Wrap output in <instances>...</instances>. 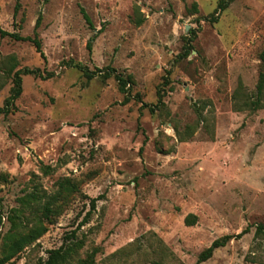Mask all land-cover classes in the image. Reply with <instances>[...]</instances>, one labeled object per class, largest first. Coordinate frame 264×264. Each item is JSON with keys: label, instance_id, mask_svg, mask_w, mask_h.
Listing matches in <instances>:
<instances>
[{"label": "rangeland", "instance_id": "1", "mask_svg": "<svg viewBox=\"0 0 264 264\" xmlns=\"http://www.w3.org/2000/svg\"><path fill=\"white\" fill-rule=\"evenodd\" d=\"M217 2L20 0L14 17L15 0H0L3 30L33 36L41 17L44 54L0 38V106L10 57L16 70L53 74L22 77L15 111L0 116V252L8 236L47 228L10 264L46 260L72 233L83 245L66 264L93 250L94 264H196L213 241L245 229L203 264H264V236H255L264 224V90L262 107L252 104L264 0H236L211 23ZM75 64L101 73L88 80ZM110 69L131 77L127 104L113 74L103 78ZM63 181L71 192L46 220Z\"/></svg>", "mask_w": 264, "mask_h": 264}, {"label": "trees", "instance_id": "2", "mask_svg": "<svg viewBox=\"0 0 264 264\" xmlns=\"http://www.w3.org/2000/svg\"><path fill=\"white\" fill-rule=\"evenodd\" d=\"M236 0H218L216 8L214 12L209 17V22L216 23L218 21V18L222 12H224L230 4L235 2ZM196 6L194 5V8ZM21 8L20 0H15V7H14V17L17 15L18 11ZM81 13L87 22L89 26H92L91 20L88 17V15L85 13V11L82 9ZM41 17L39 16L36 20L35 27H34V33L33 36H22L18 32H8L6 30H3L0 27V38L1 39H9L11 41L15 42H28L30 43L34 48L35 51L41 56V58L44 59V54L42 52V44L38 37L37 30L40 27ZM142 23L141 20L137 21V25H140ZM99 33V31H98ZM91 41L88 42L87 47L90 49ZM189 49L185 48L184 55H188ZM262 62H263V70L259 75V81L257 85V94H256V101L253 102V109L257 110L262 107V95L264 90V55H262ZM1 72L4 74H7L11 76V83L12 86L9 90V96L5 99L2 106H0V116L7 117L10 114H12L15 111V102L16 100L21 96L22 94V77L24 76H34L37 78H40L42 80H48L52 78L53 74L48 72H42L39 69H29V68H23L18 69L17 63L13 57H10L7 59L6 63L2 64ZM73 67L78 68L82 70L85 77H87L88 80L92 79L96 74L101 73V70L97 69L95 72H89L80 65H73ZM113 74L117 84L119 92L123 95H125L123 104H127L129 102V95L128 93V86L131 82V77H123L120 74H117L115 70L110 69L108 72H105L103 75V78H108ZM1 79V78H0ZM3 84H0V90L3 88ZM158 102L161 103V94L158 92ZM71 192L69 187L68 181H63L59 183V190L58 192L45 203L43 208V217L46 220L50 219V216L53 214H56L60 210V203H63L69 193ZM97 199H92L90 201L91 209L87 213L86 218L84 219V223L87 222L89 215L91 214V210L95 209V203ZM24 204V203H22ZM196 217L193 215L187 216L185 219V222L189 225L195 224ZM2 226V214L0 212V227ZM47 232V228L42 224L39 223L37 226L33 227L28 233L23 235H10L7 238V241H5L2 251L0 252V264H10L13 262L14 259L18 257V255L29 245L36 242L41 236H43ZM248 232V229H245L242 231L239 235L236 237L233 235H225L219 239H216L211 243V245L203 250L199 255L196 264H203L204 262L208 261L212 256L215 250L225 247L226 244L234 239L239 238L242 235L246 234ZM264 236V224H259L256 226L255 230V236ZM72 237L70 239H74V233L71 234ZM64 244L58 249L51 250L48 252V257L46 260H40L37 264H66L68 261L72 259L73 254L79 249H81L83 243L80 241H75L74 243ZM96 254V250H93L91 253H89L86 257V259L81 261V264H94V257ZM150 264H162L159 262H152Z\"/></svg>", "mask_w": 264, "mask_h": 264}]
</instances>
